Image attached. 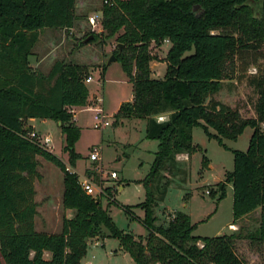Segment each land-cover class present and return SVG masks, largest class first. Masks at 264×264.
<instances>
[{
    "label": "trees",
    "instance_id": "16d2710c",
    "mask_svg": "<svg viewBox=\"0 0 264 264\" xmlns=\"http://www.w3.org/2000/svg\"><path fill=\"white\" fill-rule=\"evenodd\" d=\"M75 2L0 0V264H81L86 238L104 234L102 226L109 231L103 236H118L121 248L136 264H244L234 247L240 231L193 234L194 224L182 210L166 224L154 222V207L172 182L164 168L177 165V153L190 155L197 149L192 142L194 125L220 141L236 139L246 126L252 128L246 149H232L233 167L218 182V199L230 182L232 224L260 207L259 224L247 235L260 242L264 264V72L250 77L258 93L254 116H242L236 107L212 97L206 102L207 96L223 86V79L233 77L240 50H264V0L102 1L100 31L104 37L116 38L112 53L132 88V98L119 104L114 119L143 118L145 137L158 141L149 170L141 179L144 199L137 203L144 209L139 218L147 230L144 236L119 228L108 207L102 205L101 194L87 193L77 172L28 136L30 117L52 118L64 134L63 149L69 161L74 164L79 155L74 143L80 127L74 122L72 106L88 101L87 65L56 59L44 72L29 61L40 29L74 25ZM90 33L93 37L88 41L98 37V32ZM83 38L80 45L85 43ZM163 40L169 41L166 70L156 77L150 68L156 56L149 46ZM164 113V119L157 117ZM37 155L63 172L62 205L74 211L72 216H62L61 229L56 232L37 230L34 224ZM201 164L209 165L205 154ZM95 169L87 167L85 174L93 176ZM104 191L110 196L108 185ZM121 206L134 215L132 205Z\"/></svg>",
    "mask_w": 264,
    "mask_h": 264
},
{
    "label": "rangeland",
    "instance_id": "374dc122",
    "mask_svg": "<svg viewBox=\"0 0 264 264\" xmlns=\"http://www.w3.org/2000/svg\"><path fill=\"white\" fill-rule=\"evenodd\" d=\"M102 1L76 0L77 18L73 27L46 28L41 39L34 45V53L41 60L38 69L47 72L54 60L64 59L86 64V76L91 75V80L87 82L90 98L85 105L73 108L74 122L80 127L79 136L74 143V149L79 155L74 164L69 161L68 152L63 149L64 134L58 121L36 117L28 119L27 124L35 129L40 139L46 134L50 136L48 145L42 144L56 153L79 177L86 176L87 167L96 166L92 180L96 186H109L110 196L102 194L100 197L115 224L137 236H144L147 230L139 219L144 216V209L137 203L144 199L145 188L141 179L149 170L158 141L145 137L143 119L125 118L123 122L114 119L118 105L132 97V88L121 62L118 59L108 62L117 46V40L114 36L104 37L100 31ZM89 15L96 16L97 21L90 23ZM90 31L98 32V37L80 45L79 39ZM168 46V40H163L161 44L150 43L149 50L156 56L150 61L151 75H164V58ZM31 59L34 61L33 57ZM259 72H264V50H240L236 55L233 77L223 79V86L207 96L206 102L212 97L236 107L242 116H254L258 93L250 82V77ZM96 96L100 97V101ZM97 104L109 116L110 124L103 127L92 125V107ZM159 116V119H164L167 114ZM210 130L215 131L211 127ZM251 132L252 128L246 126L236 139L223 137L220 141L208 136L202 126L194 125L192 142L197 145V149L190 155H179L180 160L173 168H164L165 176L172 182L167 187L164 199L154 207V222L166 224L168 215L182 210L189 214L194 224L193 234L212 236L240 231V235L234 239L235 251L244 264H262L260 242L251 240L247 235L249 230L255 229L259 224L260 207L239 217L233 223L235 226H231L233 213L230 182L226 184L225 195L218 199V182L224 178L225 170L233 167L232 149H246ZM94 145L99 146L100 158L97 160L89 157ZM203 154L208 157V167L201 164ZM37 158L38 174L34 177V198L38 204L34 216L35 225L39 230L58 231L61 229L62 216L68 212L62 205L63 172L42 156L37 155ZM112 169L118 173L115 179L109 176ZM121 204L132 205L134 215L125 212ZM102 231L104 234L109 232L105 226H102ZM104 234L87 239L81 264H136L131 255L121 248L118 236H103Z\"/></svg>",
    "mask_w": 264,
    "mask_h": 264
},
{
    "label": "built area",
    "instance_id": "2783aa9c",
    "mask_svg": "<svg viewBox=\"0 0 264 264\" xmlns=\"http://www.w3.org/2000/svg\"><path fill=\"white\" fill-rule=\"evenodd\" d=\"M88 20L90 23H95L97 21V17L94 15H89L88 16ZM91 79V75H88L85 78V81H88ZM96 99L98 101H100V97L96 96ZM92 109L94 110V114H93V122L92 125L94 127H103L106 126L108 124H110V119L109 116L103 111V108L100 104L94 105L92 107ZM160 118L162 116H159ZM28 136L35 138L36 140H38L41 144L45 143V145H48V143L50 142V136L48 134L44 135V137H42L41 139L37 136L35 130L31 129L30 131H28ZM89 157L91 160H97L100 158V151H99V146L94 145L92 146V149L89 152ZM67 168H69L67 166ZM109 176L112 178L117 177V171L112 169L109 172ZM79 182L82 186V188L89 194L91 195H105V191H104V186L103 185H95L93 180H92V176H82L79 177ZM172 213V210H170ZM174 214H170L168 215V217L173 216Z\"/></svg>",
    "mask_w": 264,
    "mask_h": 264
},
{
    "label": "crops",
    "instance_id": "0c3cea01",
    "mask_svg": "<svg viewBox=\"0 0 264 264\" xmlns=\"http://www.w3.org/2000/svg\"><path fill=\"white\" fill-rule=\"evenodd\" d=\"M73 27V26H72ZM72 27H70V28H72ZM46 28H51V27H44V28H42V29H40V31H39V35H38V38H37V41H39L40 39H41V37H42V33H43V31H44V29H46ZM36 41V42H37ZM36 44V43H35ZM34 44V45H35ZM31 57H33L34 58V61H32V59H31ZM29 61H30V65L33 67V68H37L38 67V65H39V63H40V59H38V56L34 53V47H33V54H31L30 56H29ZM91 80V79H90ZM90 80H88V81H90ZM88 81H85L86 82V84H87V82ZM88 86V85H87ZM89 88V87H88ZM89 92H90V90H89ZM90 98V94H89V96H88V99ZM132 98V97H131ZM130 98V99H131ZM75 106H79V105H75ZM75 106H72V111H73V118H74V115H75V111L73 110V108L75 107ZM119 106V105H118ZM116 112V111H115ZM114 112V113H115ZM34 118H36V117H30L29 119H34ZM38 118V117H37ZM125 118H133V119H143V118H139V117H120L119 118V122L121 121V122H123V120L125 119ZM44 119V118H43ZM144 120V123H145V119H143ZM32 129H34V128H32ZM35 130V129H34ZM182 153H186V152H179V153H177L176 154V160L178 161V160H180L179 159V155H181ZM88 176V175H87ZM117 177H118V173H117ZM117 177H115V178H117ZM112 178V177H111ZM115 178H113V179H115ZM119 187H121V184H119ZM65 210H67L68 212L66 213V216H72L73 215V209L72 208H65ZM231 223V222H230ZM229 223V224H230ZM34 224H35V221H34ZM228 224V225H229ZM232 225H234L235 226V224H231V226ZM35 228H36V225H35ZM37 229V228H36ZM37 230H39V229H37ZM59 231V230H58ZM49 232V231H48ZM51 232H56V231H51ZM125 251V250H124ZM46 254H48L49 252L48 251H46L45 252Z\"/></svg>",
    "mask_w": 264,
    "mask_h": 264
},
{
    "label": "water",
    "instance_id": "95a60500",
    "mask_svg": "<svg viewBox=\"0 0 264 264\" xmlns=\"http://www.w3.org/2000/svg\"><path fill=\"white\" fill-rule=\"evenodd\" d=\"M92 37H93V34L90 33V34H88L87 36H85V37L83 38V41L86 42V41H88L89 39H91ZM120 45H121V44H120ZM115 59H116V56L112 53L111 56H110V58L108 59V62H110V61H112V60H115ZM86 240H87V238H86Z\"/></svg>",
    "mask_w": 264,
    "mask_h": 264
}]
</instances>
